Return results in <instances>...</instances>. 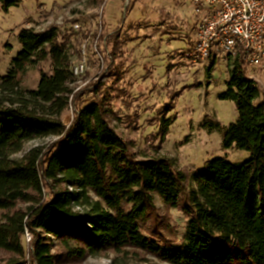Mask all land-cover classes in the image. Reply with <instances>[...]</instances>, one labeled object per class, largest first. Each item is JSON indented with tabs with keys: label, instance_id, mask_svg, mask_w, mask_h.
I'll return each mask as SVG.
<instances>
[{
	"label": "trees",
	"instance_id": "16d2710c",
	"mask_svg": "<svg viewBox=\"0 0 264 264\" xmlns=\"http://www.w3.org/2000/svg\"><path fill=\"white\" fill-rule=\"evenodd\" d=\"M3 2L6 9L18 4ZM120 32L102 27L94 35L112 45L104 53L109 64L97 81L73 91L71 36L61 35L57 26L21 29V50L0 78V251L8 254L0 264H57L62 257L84 259L127 248L169 264H264V99L258 83L238 60L219 95L238 112L223 130V146L249 151L250 158L209 160L193 175L195 187L185 196L184 176L172 161L137 159L110 127L101 101L78 103L85 92L97 95L117 77ZM45 61L52 74L42 72L35 89H23L28 69ZM214 66L209 59V79ZM72 103L74 117L66 126L63 114ZM204 126L222 130L218 122ZM49 137L57 139L14 157L25 143ZM155 196L186 214L179 242L158 230ZM50 237L60 252H54Z\"/></svg>",
	"mask_w": 264,
	"mask_h": 264
},
{
	"label": "rangeland",
	"instance_id": "374dc122",
	"mask_svg": "<svg viewBox=\"0 0 264 264\" xmlns=\"http://www.w3.org/2000/svg\"><path fill=\"white\" fill-rule=\"evenodd\" d=\"M4 4L0 0V78L8 74L12 59L21 50V29L42 31L57 26L61 35L71 36V61L85 59L87 62L86 73L81 78H73L71 83L73 91L83 89L97 81L109 64L104 53L112 45L95 39L94 35L100 34L102 27L104 32L114 34L121 30L116 42L117 77L106 81L97 95L85 92L78 103L85 106L101 101L110 127L128 143L137 159L161 156L172 161L184 176L185 196L195 187L193 175L209 160L243 162L250 158L249 151L223 146V130L238 119L235 103L219 97L227 90L228 58L216 54L211 79L206 76L209 62L202 65L193 61L190 53L195 42L196 19L189 0H18L16 6L8 9ZM130 9L129 15L122 19L124 11ZM246 67L264 99V62ZM42 72L52 74L50 61L30 67L21 87L35 89ZM73 111L74 103L63 114L66 126L73 120ZM167 120L173 122L165 129ZM217 122L222 127L220 131H209L204 126V123L209 126ZM56 139L29 141L14 157ZM155 207L158 230L168 240L179 242L186 228V214L165 206L159 196H155ZM3 214L0 211V219ZM50 240L55 246L54 252H60L56 239L50 237ZM7 258L8 254L0 251V262ZM57 264L169 263L127 248L125 252L107 251L84 259L62 257Z\"/></svg>",
	"mask_w": 264,
	"mask_h": 264
},
{
	"label": "built area",
	"instance_id": "2783aa9c",
	"mask_svg": "<svg viewBox=\"0 0 264 264\" xmlns=\"http://www.w3.org/2000/svg\"><path fill=\"white\" fill-rule=\"evenodd\" d=\"M189 1L196 19L190 53L194 62L205 65L216 60L217 53L228 58L230 69L238 60L250 67L264 62V0ZM87 67L85 59L72 60L73 78H81ZM26 239L30 240L27 231Z\"/></svg>",
	"mask_w": 264,
	"mask_h": 264
}]
</instances>
